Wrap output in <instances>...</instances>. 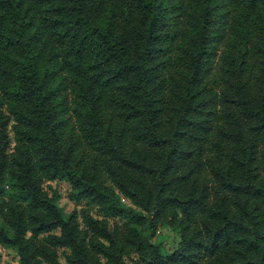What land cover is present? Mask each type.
I'll use <instances>...</instances> for the list:
<instances>
[{"label":"trees","instance_id":"1","mask_svg":"<svg viewBox=\"0 0 264 264\" xmlns=\"http://www.w3.org/2000/svg\"><path fill=\"white\" fill-rule=\"evenodd\" d=\"M0 245L264 264V0H0Z\"/></svg>","mask_w":264,"mask_h":264},{"label":"rangeland","instance_id":"2","mask_svg":"<svg viewBox=\"0 0 264 264\" xmlns=\"http://www.w3.org/2000/svg\"><path fill=\"white\" fill-rule=\"evenodd\" d=\"M68 188L69 186L64 183L59 187L61 197L60 207L63 208L66 213H70L75 207L74 203L67 198ZM154 240L162 243L166 249H170L172 246L170 243V236L164 230H159ZM0 262L1 264H18V255L16 250L0 245Z\"/></svg>","mask_w":264,"mask_h":264}]
</instances>
